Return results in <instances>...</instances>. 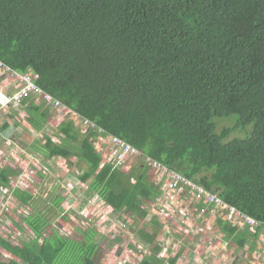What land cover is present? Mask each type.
<instances>
[{"label":"trees","instance_id":"1","mask_svg":"<svg viewBox=\"0 0 264 264\" xmlns=\"http://www.w3.org/2000/svg\"><path fill=\"white\" fill-rule=\"evenodd\" d=\"M0 62L21 73L32 68L42 89L104 134L264 222V0H0ZM30 106L39 128L50 114ZM229 116L234 127L217 133L214 119ZM246 128L248 137L227 140ZM60 132L64 144L49 140L46 155L85 163L80 180L140 221L141 201L159 193L146 169L124 175L102 166L95 131L82 139L70 125ZM0 185H12L8 169ZM14 196L24 206L31 200ZM25 223L37 239L19 248L0 241L11 256L0 264H94L91 234L76 243L50 232L39 243L48 222ZM220 226L225 240L244 246L243 231ZM141 236L152 243L157 232Z\"/></svg>","mask_w":264,"mask_h":264},{"label":"rangeland","instance_id":"2","mask_svg":"<svg viewBox=\"0 0 264 264\" xmlns=\"http://www.w3.org/2000/svg\"><path fill=\"white\" fill-rule=\"evenodd\" d=\"M5 67H7V65H5ZM27 72H32V73L34 72L35 73V74L33 73L34 76L36 75L35 77H37L36 72L32 68H28L25 71V73H27ZM6 78H7V76H6ZM36 79L38 81V77ZM9 81L13 82L11 80H9ZM37 81H36V83H37ZM11 93L12 92H10L9 94H11ZM31 98H33V103H34V97L30 96L29 98L24 99L22 101V103L20 105L21 106L20 110L22 112H20L19 109H17L16 111L18 113L22 114L23 108H24L23 104L25 102H27L28 100H30ZM37 107H42V108L49 110L45 106H37ZM66 107L68 109L72 110L68 106H66ZM8 109L13 110V108L10 107V108H7L6 112L8 111ZM72 111H74V110H72ZM47 112H49L50 119H51L52 114L50 113V111H47ZM1 117H3V116H1ZM235 121H236V116H229V117H225V118H221V119H214L215 124L217 123L216 132L221 133V131L224 128L234 127ZM46 126H47V124H46ZM239 130L232 132L227 140L235 139V138L243 139V138H246L250 135V133L245 132L247 130V128L246 129H239ZM251 130H252V128H251ZM85 131H87V135H89L91 132L90 130H87V129H85ZM45 135H47L46 132H45ZM60 135L62 137H64V135H62V134H60ZM1 137H2V135H0V138ZM49 140H50V138L46 139V144ZM61 141H62L61 138L58 136L57 141H55V142L58 144H61ZM91 141L94 143L96 153L102 158V166L103 165H110L108 162L104 161L103 154L102 153L99 154V151L101 148L106 149L107 154L109 153V144H108L107 140L105 139V137L97 135V136H94L91 139ZM130 146H132V145H130ZM5 149L9 150V147L6 144L0 143V159H1L0 161H2V163H0V165L2 166V167H0V171L8 169V168H12L16 171H19V175L17 177L14 176L12 178L13 184L10 187L6 188V187H2L0 185L1 188L7 189L11 193L12 197L16 199V197L14 196L15 191L25 192V190L20 185H16V179L19 176H30V177H32L33 180H32V182H30L27 185L26 190L29 191V195L32 197V209L34 210L35 213H43L44 211H46L48 209H50L49 211L53 210L51 212L52 218L56 214L54 212V209H56V208H62L66 212H71L74 216V219H75V224L73 223V225H71V226L66 220H64V215L61 213V211L58 210L57 214H59V220L61 222V225L64 228L68 227V229L71 233L69 235H70L71 239L73 240L72 242H74V241L76 243H78L79 241H80V243L85 242V240L83 241L84 238L78 232L79 226L83 225V224L94 223L99 227L100 231L105 233V234L100 235V236H98L95 233L96 236H95L94 241L96 240L97 245H96V250L94 252V255H92V257H91L94 264H114L115 263L114 260H108L109 255H112L113 253H115V251L118 250V248H119L116 245V243L113 242V240L112 241L110 240V237L112 235L110 230H112L113 233H115V236L121 235V243H120L119 249L121 252L120 256L122 258V264H138L142 260V255L144 256V255L149 254V253L156 254V255L159 254L158 251L154 250L155 246L153 245V243L149 242L150 244L149 243L146 244L144 241H147V240H145L141 236L142 233L145 235L152 236L153 233L157 232L158 229H156V231L152 232V230H148V229L144 228L140 222L138 224H134L135 222L137 223L138 220L134 216H132L130 218L131 215H128L126 210L122 209L119 211L120 214L117 215L116 214L117 212L114 214L111 210H108V207L106 205L105 206L101 205L100 201L97 198L89 197L88 191L84 195L83 187L73 184V182L76 184H80V180L78 179V181H77L76 179L82 173H80V172L77 173L75 171L74 173H71L69 175L70 178L66 177V181L64 183L57 184L58 181L56 180V178H61V177H59V174L66 173L68 175L70 173V170H68L70 167H72V166H76V168L78 167L76 165L77 163L74 162L75 159L69 160V158L62 157L66 160H61L59 158L57 159L56 156H55V158H52L51 156L48 157L44 152H43L44 154H41L40 152H37L35 150L32 152H35L37 154H32V155H28V156H23V155L19 156V154H18L16 156H13L14 159L11 160L12 158L10 155V150H9V154H7L4 151ZM38 151H40V150H38ZM145 155H147V154H145ZM140 165L146 169V175L150 176V181H147V180L146 181L151 182L152 184L155 183L152 180L149 169L143 163H135L132 166L131 170H129V171H121V170H117V169H116V171L121 172L124 175H129L134 171V169L136 167H138ZM110 167L112 168L111 165H110ZM18 169H20V170H18ZM183 177H185V176H183ZM19 178H21V177H19ZM51 184H57V188L59 190L61 200L59 202H57V204L54 202L55 201L54 197L51 198V192H52L51 191L52 190ZM197 186L202 188L207 193L211 194V192L205 190L203 187H201L199 185H197ZM13 187L16 189H13ZM2 193L6 194L5 191L0 189V230L4 231L0 235V241H3L4 243H6L12 247H18V248L21 247L23 245V243L25 244V243H30V242L35 241V240H30V239H34V236L29 232V230L27 228H25L24 224H25V222H27V220L32 221V222H34V221L36 222V220L30 219L28 211H24L23 209H21L20 202L14 201L15 204L13 203V205H12V201H13L12 197L11 196L7 197L6 196L7 194L2 195ZM217 199L220 200L221 206L223 208L229 207V208L235 209L234 207L225 204L220 198H217ZM143 201L152 203V202L147 201V200H143ZM83 203L87 204L91 208V210L94 211L93 214L88 216L86 213L78 211V210H83L84 208L88 207V206L82 205ZM161 204L163 206V209H165L167 211V201H162ZM157 208L158 207H155V209H157ZM235 211L238 213L244 214L237 209H235ZM34 217H35V214H33V216L31 218H34ZM57 217L58 216H55L54 219H52L48 223V225L46 226V228L42 232L44 239H50L51 238L49 236L51 229L59 228V225L54 222L57 219ZM246 217H248V216H246ZM35 218H37L41 223H44V222L47 223V220H45V217L42 214H37ZM250 219H253V218L250 217ZM7 220L10 223L8 226L5 225V222ZM88 234H91V236L94 235L92 232L88 233ZM59 236L62 238H67V237H65L67 235H64V234L59 235ZM220 236H221L220 232H215L212 234L213 238H219ZM94 241L92 239L93 243H94ZM76 245H78V244H76ZM71 249H73L71 254L74 256L77 255V252H76L77 250L74 247H71ZM158 256L163 258V259L167 258V256H160V255H158ZM0 257H2L4 259L11 258V256L8 254V251H5L1 245H0ZM227 259H228V256L226 257L225 260H227ZM163 261L166 263L165 260H163ZM116 263L119 264V262H116ZM69 264H77V263L73 261V262H70ZM154 264H162V263L158 262V261H154ZM222 264H224V262H222Z\"/></svg>","mask_w":264,"mask_h":264},{"label":"crops","instance_id":"3","mask_svg":"<svg viewBox=\"0 0 264 264\" xmlns=\"http://www.w3.org/2000/svg\"><path fill=\"white\" fill-rule=\"evenodd\" d=\"M16 88V84L14 82H10L6 76L0 71V91L9 94ZM30 104L33 103V98L28 100L23 104V113H18L15 109H8L5 113V116H0V143L6 144L9 147L11 160H13V156L19 154V156H28L32 154H37L32 151L40 152L41 154H47V149L45 148L48 144H46V139L50 138L54 143L57 141L58 136L61 138V144H64L63 141L65 137H62L60 134L61 128L63 125H70L73 127V130L77 132L79 137L86 138L87 135L83 134L80 130V125L71 119L68 118H58L56 116L55 120L50 119V115L45 122L44 125L40 126L39 128L35 127L29 120V108L31 107ZM43 111H48L45 108L40 107ZM49 121V122H48ZM47 124V126H46ZM45 132L47 135H45ZM63 135V134H62ZM73 145V142H71ZM58 144V143H57ZM9 150L5 149L4 151L9 154ZM40 150V151H38ZM44 152V153H43ZM104 149L101 148L99 154H103ZM52 158H55L54 156ZM57 159L66 160L62 157H56ZM75 159V163L78 166H72L68 170L70 173L67 175L66 173L59 174V177L56 178L58 181L57 184H62L66 181V177L70 178L69 175L74 173H84L86 169L85 163H82L76 157L71 156L69 160ZM2 163V162H0ZM1 166V165H0ZM20 170V169H18ZM8 171L11 173L12 178L19 175V171H16L12 168H8ZM18 173V174H17ZM17 174V175H16ZM82 174L77 177L80 180ZM73 179V178H72ZM146 180L150 181V176L146 175ZM152 186L158 189V196L155 197L150 202L158 201L160 204L162 201H167V209L168 210H175L177 207L173 206L175 200H172L171 196L167 194V188L164 187L163 182H155L151 183ZM57 184H51V198L61 200L59 190L57 188ZM73 184L83 187L84 195L88 191L89 197L97 198L101 205L105 206L106 204L102 200V198L98 195V193L92 190L90 186V181L83 182L80 180V184ZM18 192V191H15ZM21 192V191H20ZM27 192V193H26ZM21 192L27 194L30 198L29 192ZM56 204L57 202L54 201ZM180 206L182 208H187L191 211L197 210V213H201L204 211L203 219L197 217V222L200 230V234H197L193 237L192 241H186L184 238H181L179 235L175 234L174 230L176 227L173 223H167V216H161L160 207L154 209L152 211V215L146 213V215L140 220V223H148L145 225L144 228L148 230H152V232L157 230V238L153 241V245L156 246L158 244V248L156 247L154 250L158 251V255L160 256H167L166 259L159 257L156 254H146L142 255L143 259H151L153 261L161 262L162 264H168V262L175 261L174 264H264V229L256 228V227H249L245 224L243 225H234L231 221H226V212L225 209L220 207H215L203 199L196 200V202L191 201L186 196H183L179 200ZM82 205L88 206L87 204L83 203ZM162 205V204H161ZM107 206V205H106ZM108 207V206H107ZM31 208V207H30ZM50 209L44 211L43 213H35L34 210L31 208L28 213L30 219L37 220L36 215L42 214L45 217V220L49 223L55 216L59 217L58 210L64 215V219L71 225L75 224L74 216L71 212H66L62 208L54 209L56 213L55 216L52 218ZM108 210H111L114 214H120L119 211L112 210L108 207ZM80 212L86 213L88 216L93 214L94 211L88 206L83 210H78ZM35 214L34 218H31ZM155 215V216H153ZM139 221V220H138ZM220 222L230 225V227L236 228L237 231L244 232L247 235L246 240L243 243V247L237 248L235 244L231 241L225 240L224 232L222 231V227L220 226ZM139 222H135L134 224H138ZM67 226V225H66ZM105 228V227H104ZM51 233L62 235H67L68 238L71 239L70 231L68 227L66 228H53L50 231ZM62 232V233H61ZM64 232V233H63ZM79 234L83 237L85 234L93 233V241L95 239L96 234L98 236L105 234L104 232L99 230V227L94 224H83L80 225L78 228ZM110 240L116 243V245L120 248L121 243V235L115 236L112 230ZM215 232H220L221 236L219 238H213L212 234ZM96 233V234H95ZM155 233V232H154ZM120 234V233H119ZM249 234V235H248ZM62 238V237H61ZM87 237H84L83 241ZM146 244L149 243L148 241H144ZM80 243V241L78 242ZM118 243V244H117ZM156 243V244H155ZM95 246L97 245L96 240L94 241ZM150 244V243H149ZM115 251L112 255H109L108 260H114L115 263L119 262L122 264V258L120 256V249ZM228 256V259L226 257ZM165 260L166 263L163 261Z\"/></svg>","mask_w":264,"mask_h":264},{"label":"built area","instance_id":"4","mask_svg":"<svg viewBox=\"0 0 264 264\" xmlns=\"http://www.w3.org/2000/svg\"><path fill=\"white\" fill-rule=\"evenodd\" d=\"M0 71L7 76V78L16 83V88L12 91L11 94H6L3 91H0V115L5 116L7 108L12 107L13 109H19L20 105L24 99L29 98L30 96L34 97V104L36 106H45L48 108L50 113L52 114L51 119L55 120L56 116L58 118L64 119L65 117L71 119L72 121L78 123L80 125V130L83 134L87 135V131H95L98 136H104L109 144V153H106V149L103 152V158L105 162H108L113 169L121 170V171H129L135 163H143L149 169L150 175L154 182H163L165 188H167V194L170 195L172 200H175L173 206L177 208L175 210L163 209V206L158 202H146L141 201L140 204L141 209L144 212H147L149 215H152V211L155 207L160 206L161 216H167V223H173L176 227L174 230L175 234L179 235L181 238H184L186 241L191 242L193 237L197 234H200V228L198 226L197 217L203 219V213H197V210L191 211L187 208H182L180 206L179 200L186 196L191 201L196 202V200L203 199L205 202L210 203L215 207H220L221 202L212 194L205 192L202 188L198 187L195 183L191 182L187 178L182 175L168 169L160 162L152 159L151 157L145 155L140 150L130 146L124 140L112 136L104 134L103 130L96 127L93 122L90 120L80 116L75 111L68 109L63 103H61L58 99L54 98L52 95L47 93L41 87H39L36 83L37 77L34 76L32 72L20 73L12 70L9 67H5L3 63L0 62ZM101 150V149H100ZM1 160V159H0ZM2 162V161H0ZM2 167V166H0ZM17 177V176H16ZM21 177V178H19ZM16 179V185H20L25 192L27 185L32 182V177L30 176H19ZM14 180V179H13ZM13 184V182H12ZM1 190L5 191L6 194L2 193V195H6L7 197H12L11 193L7 189ZM13 189H16L13 187ZM29 192V191H28ZM27 193V192H26ZM14 201H17L13 198ZM18 202V201H17ZM21 209L24 211H29V205H20ZM225 212L228 213V219L234 225H247L251 228L257 227V222L245 215L238 213L233 208H224ZM130 215V214H128ZM155 216V215H153ZM132 215L130 216V218ZM129 218V219H130ZM65 220V219H64ZM132 220V219H131ZM130 220V221H131ZM16 221V220H15ZM17 222V221H16ZM140 222V221H138ZM55 223L59 225L60 228H64L61 225L59 217L55 220ZM10 223L7 220L5 225L8 226ZM66 224V223H65ZM143 227L148 223H141ZM200 230H199V229ZM29 232L34 236L36 240L37 237L28 229ZM2 230H0V235L2 234ZM44 237L38 238V242L42 243Z\"/></svg>","mask_w":264,"mask_h":264},{"label":"bare ground","instance_id":"5","mask_svg":"<svg viewBox=\"0 0 264 264\" xmlns=\"http://www.w3.org/2000/svg\"><path fill=\"white\" fill-rule=\"evenodd\" d=\"M206 192V191H205ZM217 198V197H216ZM220 201V200H219ZM210 204V203H209ZM229 208V207H228ZM227 214V219H228V213H226ZM244 215V214H243ZM250 218V217H249ZM254 220V219H253ZM227 221H230L229 219L227 220ZM254 221H256V220H254ZM257 222V227L256 228H262V229H264V222H259V221H256Z\"/></svg>","mask_w":264,"mask_h":264},{"label":"clouds","instance_id":"6","mask_svg":"<svg viewBox=\"0 0 264 264\" xmlns=\"http://www.w3.org/2000/svg\"><path fill=\"white\" fill-rule=\"evenodd\" d=\"M21 205V204H20ZM31 208H32V197H31V200L28 204ZM55 222V221H54ZM25 228L29 229L27 226H26V223L24 224ZM32 232V231H31ZM33 233V232H32ZM34 234V233H33ZM35 235V234H34ZM43 235V234H42ZM36 236V235H35ZM37 237V236H36Z\"/></svg>","mask_w":264,"mask_h":264}]
</instances>
